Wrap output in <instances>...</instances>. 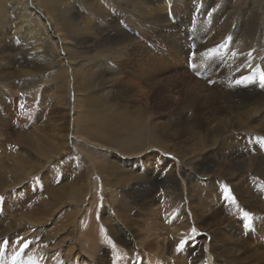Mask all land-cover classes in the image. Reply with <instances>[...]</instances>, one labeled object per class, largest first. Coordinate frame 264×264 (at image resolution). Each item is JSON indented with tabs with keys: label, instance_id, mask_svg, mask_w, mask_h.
Listing matches in <instances>:
<instances>
[{
	"label": "rangeland",
	"instance_id": "obj_1",
	"mask_svg": "<svg viewBox=\"0 0 264 264\" xmlns=\"http://www.w3.org/2000/svg\"><path fill=\"white\" fill-rule=\"evenodd\" d=\"M175 1L176 7L174 9L176 12L174 10H171L170 16H168L170 20L157 21L156 23H153L152 26L149 27V31H152L153 37L155 36V34L161 31L174 32L177 34V36H179L177 40L180 42L179 44H182L183 37L185 41L193 40L192 42L194 45L191 46L192 50L190 52L196 54L198 44H195V40H197L198 43L199 41L203 43L202 40L204 39H202L201 37H195L196 35L193 36L192 32L196 31L197 33L202 32L204 34L205 30L209 31L208 29H206L207 24L217 23L218 19L216 20L213 15L217 14L216 12H220L219 10L223 7L222 4L225 0H183L184 2L182 0ZM0 2H2L4 6L6 5V8L8 9V17H6L5 21H0V28H2L0 30V43L6 47L5 51L4 48L0 51V57L5 60V62L3 61L5 65L4 71L7 72L5 78L0 75V88L4 89L7 93V95H5V98L12 101V106H7L3 105V101L1 102L0 100V104L2 105L1 109H6L8 107L9 111L11 110L10 120L8 121L9 129L11 128L12 131H30L31 137H34L35 133H39V136L43 138L40 140L41 142H43V145H41L43 147H41L39 145L40 142L36 141L35 139H33L34 143L32 142L31 146L20 145L17 142L9 141L15 138L11 136V138L9 139H0V173L3 177H6L7 182L13 181V179H16L18 175L22 177L19 182L14 183V185L0 192V196L4 197V200L0 201V221H3V223L7 221L8 218L4 215L5 212L6 214L8 211L9 214L25 212L27 214H33L37 217H42L40 218L41 221L37 224V229H43L42 232H45L47 234H50V232L54 234L58 233L59 239L56 240V242L62 241V239H64V241L66 239H76V237L79 236V232L77 231L76 226L78 225L77 222L79 220L81 228H85L86 218L83 215L84 209H81L82 211L80 210V212H77L76 215L72 216V207L76 206V202L68 200L69 193H67L66 196L61 200L59 196L63 197V195L59 194L57 187L59 184L64 185L68 181H79L80 188H83L82 185H80V182L82 181L78 177V175H80L79 173L82 172L81 175H83V178L86 180V184L87 182L91 184L94 183L96 185L95 189L99 193H101L99 194L100 197H96L93 201V204L90 205L92 212L98 209L97 216L101 217L104 222H107L109 217L113 216L115 218V222L118 221V223L127 227L128 230L131 229L133 231V234L135 235L136 241L139 242V244L136 245L137 249L138 247H144L145 245L155 241L157 243V240H160L161 238L160 233H162V236H164L165 234H169V240H173L174 236L170 230V224L172 222L171 219L173 218L174 221H176L177 223H180L182 221L181 219H184L182 222H191L193 226L191 231L193 233L196 231L195 236L187 235L185 239L182 240L185 243L182 247H178V251H180V254L181 252L183 253L184 250H187L189 246H194L198 238H203V240L206 241L205 243L214 244L217 247L214 251L216 252V254H220L221 251L219 250V248L223 243H225V241H222V238L224 237L223 235H212L213 233H211L213 229L218 227L217 224V226L215 225V220L218 222L219 218L225 215L227 217L230 216L233 220L240 222L243 221L245 223V213H249L252 216L250 224L252 225L254 224V222H256L254 218L258 214H256L255 211L253 212L252 210H250L249 206L246 203H243L242 200H240L237 196L236 190L233 186V182L236 180V178L232 179L229 176L222 177L221 175H217L215 167L222 166L224 162L229 161L226 157H221L217 155V152H219V147L222 148L224 146H235V148L239 149L240 151L247 152L246 156L248 158L257 154L256 152L258 151L264 153V147L260 148L259 143H257L258 138H262V143L264 145V130L259 131L258 129L253 128L254 126H247L244 130L240 129L238 127V124L233 123L232 127H229L228 130L221 133V136L218 138V141L214 144H212L213 142H211L209 137L203 138V135L198 133L199 130L194 125V117L201 118L206 115V112L209 108L214 109V107L221 106V104L225 103L223 102V100H221V89L216 87L215 82L213 84L207 83V80L205 81V79L201 80L203 77L198 72L197 67H193V61H191L190 64L187 62V65L183 66L179 63L175 65L169 64L170 66L167 67L168 70H162V73L166 75H172L173 72L177 73L178 82L175 83L174 87L170 86V88L173 89L167 94H162L160 91L157 90L151 100L152 107L149 108L151 114L149 112L147 116L143 115L145 114L143 109L141 116H139L140 114L138 115L136 112H134V106H143L144 102H146L147 100L146 94L143 95V93L149 91V87L145 82H141L145 80L143 78V80H141L136 77L132 73V68L128 67L127 65L123 66L121 65V63L117 64L116 60L111 58L112 56L101 59L102 61H105L113 70H118V73L120 74L116 77V80L110 82L111 86L108 85V87L106 88V90H108V94L106 96L110 97L109 101L107 99L104 100L103 98L100 101L92 100L90 101L91 103H89L87 101L88 91L86 92V90H81L80 97L82 106L77 113H82L84 115L82 118L84 119L79 120V123L77 125L82 129L84 128V130L85 126L89 125V132L91 134L93 133L92 135H97V139H95L97 142H101L106 145H111L113 147L116 145L115 147L119 148V151L116 149L111 150L97 146H87V148H83L85 152L93 154L95 158H98L99 160L103 159V161L106 162L105 164L108 166V169H105L104 171L103 176L106 177L104 179L102 178V176H100L99 173H94L93 171V169L97 165V163H95L97 159L92 158L91 161L90 157L88 158L80 150H77V147L79 146L73 143L77 141L78 143H83L82 145L86 144L84 138L78 137L72 133L74 116H77V114L75 113L76 109H74V106L76 104L75 82L74 79L71 81L69 77L68 89L70 91V95H68V89L67 86H65V76L57 77L59 75L58 71H61V69L65 67L62 66L46 70L44 64V71H41V73H39V77L36 80L32 79L33 81L30 82H22L21 77H13V75H10V73L12 74L18 69V65L16 66L15 64L18 63L17 60L19 56H21V50L19 51V47H22L26 54L28 53L33 56L36 55L37 50L33 47V36L29 34L24 27L22 29H16L18 27V23L16 21L18 20L16 19L14 13L11 11L13 8L12 4H10V2L7 0H0ZM28 2L32 9H34L37 13L40 12L39 15L43 23L45 24L50 36L58 40L59 52L58 50L54 49L55 52L59 53L63 59H66L67 51L64 48V44L62 43L60 35L56 33V30L51 26V24H48V18L46 14L43 13V11L39 10V7L37 6L36 2H34L33 0H28ZM240 2V8L242 6L247 7L249 4H251L250 0H241ZM226 3L228 5L231 4L229 8L230 11L235 10L233 8V0H226ZM244 14L246 15V13ZM112 15L119 18L120 25L123 28L124 26H127L125 22L121 23L120 21V19L122 20V14L120 11H116L112 13ZM246 16L251 17L254 22L252 20H247L248 22L246 21L245 28H247L249 34L251 33L250 38L254 40L255 44H258V48L260 49V52H262L264 51V13H254L252 11H249ZM218 18L220 24L222 25H220L219 27V29L222 28L220 29L223 30L221 31L222 33L225 32L224 30L226 27L229 28V31H226V37L223 40L229 39L231 41V38L229 37L232 34L231 32H233L238 25L237 17H235V19L234 16L230 17L227 15L225 18L222 13H220ZM222 18L223 21L221 20ZM232 18H234L235 21ZM199 19L203 20L204 24L201 30L199 29V25H197ZM185 21L189 23L188 26L190 24L194 25L191 26L193 27V30L192 28L189 29L188 26H184L183 23ZM259 23L260 25L258 26ZM184 28L186 29V32L184 31ZM180 33L182 34V36ZM107 34L114 35L115 33L110 31V33H106V35ZM135 36L137 40L142 42L147 40L149 35L144 37L142 34L138 36L136 33ZM148 43L147 45L149 47L153 46L150 42ZM201 43H199L202 46L198 53L200 52L204 55L210 53L211 51L206 45L207 42H204L203 44ZM122 46L125 48L124 45ZM99 47L101 46L96 47V45H92L91 47H87L85 45H82V58H84L87 63H90V57L95 56L98 53ZM116 47H118V45L109 46L112 51H114ZM127 47H129V44H127L126 48ZM86 48H88V50ZM156 50L157 51L155 52L157 53H155V55H157V58H163L164 55H171V52H169L168 47L162 42H158L156 44ZM30 51L31 53H29ZM88 52L90 54H88ZM217 52L215 50L212 51L214 56ZM86 57L88 58L86 59ZM67 65L68 67H66V69L68 70L69 76L70 72H72V66L69 64ZM188 65L189 68H187ZM185 69L188 70L186 71ZM60 78L63 79L61 80ZM209 78L212 79V76H209ZM194 80H199V82L200 80L205 81V85L211 84V86H209L211 87V90L216 93V96H218V100L210 98L209 103H206L205 106H202L201 109L199 108L200 106L197 107L195 105H189L187 99L193 96V94H188L185 88L189 86V84H191V82ZM4 84L8 86H5V88L3 86ZM202 85L204 86V84ZM207 85L206 87L204 86V89L202 88L203 92L200 88L198 89L201 94L208 93L209 91H211L210 88H208L209 86ZM100 91L101 90H98V92ZM114 92H116L117 96L120 95L119 99L121 105L128 107V113L126 119L124 118L125 120L122 118L120 121L114 119L115 122H112L110 125V128L112 129V131H110L111 133H109L110 135H105V133H100V128H103V123L100 120L104 119L103 121H105V114H108L111 109H108L109 111L105 110L103 107L106 106H103L101 104L103 102L105 104H110L111 102H113L111 96H115L113 94ZM186 94H188V96ZM82 99L83 101L84 99L86 101H84L83 103ZM135 99H138L139 102ZM89 111L94 114L98 122L89 120L93 118V116H90L92 114L91 112L89 113ZM220 111V117L226 115V112L224 113L223 110ZM171 113L177 114L179 117L181 116V118H177L174 121L175 123L170 124L171 127H168L167 131H165L163 128L160 127L159 123L165 121L167 119V116ZM186 118L189 122L185 124ZM139 120L140 122L137 123V121ZM179 124H181L183 127L186 125V127L188 126L189 128L184 132L181 131L182 135L181 133L179 135L176 134L175 129H177V126L180 127ZM153 126H156L157 132H159L156 136L154 134L156 131L154 130ZM84 130H82V134L84 133ZM190 137H192V139ZM60 142H65L67 144L68 153H66L65 155L63 154L62 156L58 155V158L53 159L51 163L45 164L43 167H34V164L36 162L43 163L45 161V152H48V154H57L55 152L58 148L57 145H59ZM44 143L55 144L56 146H49L45 144L46 147H44ZM254 146L256 147L255 149ZM175 149H178L179 151L183 152L184 161L182 163H179L181 160V156L180 154L173 151ZM18 152H21V157H13V155H16ZM121 152H123L124 154H122ZM126 152L127 154H125ZM229 152L230 149H226L223 153L228 155ZM4 154H7L5 158L3 157ZM128 157L131 158V160L134 159L138 162L136 164L137 166L135 165L134 167V170H136V172L141 173L144 170L145 166H148L149 168L146 167V169H149V172H151V176L155 179L154 183L157 184L159 187L158 190L156 188L157 186L155 188L153 187L152 193L150 194L151 197L156 196L155 200L157 201V203L151 209L149 208L150 206L147 205L141 208L135 203V198L129 192H124L128 187L132 185L133 175L126 176L125 174H122L118 169V165L119 163H121L119 161H121L122 159H128ZM217 157L223 158L224 162L218 160ZM18 159H20V161ZM118 159L120 160L117 161ZM17 162L19 163L16 167ZM101 169H103V167ZM21 170L25 171L24 174ZM16 171H18L19 173ZM169 172H176L179 178H181V175L184 176L185 173L192 172L194 176H196L198 184H201L199 186V191L197 190V192H195V195L201 196L200 198L205 199L206 197L204 196L207 195V190H209V193H212V196L208 194L209 197L207 199V204L205 203L206 206L208 205L207 208L203 204V206L205 207V211L202 214V218L200 217L199 219L193 220L192 211H190L186 204L183 202H181V204H177V206L173 207V209L169 208L170 206L169 204H167V198L164 194L166 190H164V187L162 186L165 178L167 177V175L170 174ZM239 172L241 178L238 177L236 181H244L245 183L247 182L249 189H252V191H254L253 193L255 194V197H260L263 200L261 202L259 201L260 205H262L261 203H263L264 205V178L260 175L254 174V172L250 170L241 169ZM64 177L65 180L63 182H58ZM77 177L78 179H76ZM204 183H207V185ZM182 184L183 183L180 184L181 187ZM256 186H261L262 189L260 190ZM257 188L259 190H257ZM112 189H114L117 194L112 197V204H108V202H106V197L109 192L111 193ZM225 189L228 190L229 196L231 198L226 197ZM91 190L92 189H90V191ZM105 192L106 194L104 195ZM88 200L89 195L86 196V199L82 203L89 206ZM118 203H122L124 205H122L123 209L117 206ZM186 203H188L187 198ZM85 205L83 206L86 207ZM256 205V203L255 205H252V208H258V206ZM214 212H216V216L214 215ZM261 214L263 215L260 216H262V218L264 219V211ZM198 216L199 214H197V218ZM160 223L162 225H160ZM157 225L158 227L155 228V226ZM207 225H209V230L205 229V226ZM34 228L36 227L29 228L27 224H23L20 229L16 230L15 234L20 233L16 238H27L31 234L38 233V231H35ZM219 228L222 231L228 229L227 226H225L224 224L220 225ZM26 229H29L27 230L28 232L26 234L21 233ZM193 229H195V231H193ZM248 232H250L248 236L246 234L240 236L245 238V242H248L249 244L247 243V245H244L239 244V242L238 245H242V254L234 256L233 258H229L230 260H232L230 262H233V264H241V262H243V264H264V232H261L260 234V230H256L255 228H251L250 230H248ZM67 234L71 238H68V236H66ZM105 238L102 245H100L96 256L105 255L106 261L113 262L112 264H116L115 262L117 259H114L118 256L120 258L121 254L119 252V254H117L116 252H113V250H110L112 248V243H109V238L107 236ZM8 240H11V236H9ZM11 242H8L9 250L11 249L10 246L13 245V243ZM31 244L32 240L28 242L27 247H25L24 245H20L19 243V245H17L19 248L14 247L13 245L12 247L14 248L13 250L11 249L12 251L10 250L8 252V250L6 249L7 252L5 251L4 253H2V257H6L5 259H3V263L27 264L28 262V264H36L38 262V256L36 255V253L30 251L29 248L32 246ZM41 244L44 245V247L49 248L50 242L46 241L45 243ZM128 245L132 246L131 242H129ZM102 246L104 247L101 248ZM78 251H80L84 256L89 257L87 256L88 254H85L84 250L79 248ZM155 251L156 250L151 251L150 256L146 254V251L144 252L145 255L148 256L147 258H145L146 262L151 261L150 258L153 257V255L156 253ZM128 252L129 253L126 252L127 261L129 260L128 262L130 264H138L137 260L139 259V257L136 256V251L131 252L130 250ZM13 253L16 255H14ZM61 256L60 259H58L57 257H53V264H58L57 260H59V264H62L63 260L66 258L65 256ZM158 257L161 258V264H174L177 260L176 258H173L175 256H172V251H169L168 248H165L164 252H162L161 255ZM221 257L225 256L221 255ZM187 258L188 255L183 253L182 259H178L177 261L179 262H177V264H185L186 262H188ZM229 259L227 258L223 260L221 258V260L224 262H228ZM37 264L41 263L38 262Z\"/></svg>",
	"mask_w": 264,
	"mask_h": 264
},
{
	"label": "bare ground",
	"instance_id": "obj_2",
	"mask_svg": "<svg viewBox=\"0 0 264 264\" xmlns=\"http://www.w3.org/2000/svg\"><path fill=\"white\" fill-rule=\"evenodd\" d=\"M7 1H9L10 4H12L13 8L11 11L14 13L16 19L18 20L16 22L18 23L19 28L17 27L16 29L18 30L24 27L26 31H28V33L33 36V40H34L33 47L37 50L36 55L33 56L28 53L26 54L23 48L19 47V51L21 50V56H19L17 60L18 63L16 61L17 64H15L16 66L18 65V69L16 71L13 70L14 72L12 74L10 73V75H13V77L14 76L21 77L22 82L24 81L30 82L33 81L32 79L36 80L39 77V73H41V71H44L43 68L44 64L46 70L58 68L62 66L65 67L62 68L61 71H58L59 75L57 77L65 76L66 79L65 86H67V89L69 85V77L71 81L74 79L75 82L76 104L74 106V109H76L75 113L77 114V116L76 117L74 116L72 133L78 137L84 138L86 142V144L84 145H82L83 143L81 144L78 143L77 141L73 143L79 146V147L76 146L78 148L77 150H80L88 158L90 157L91 161L92 158L97 159L95 162L97 163V165L95 166L96 169L94 168L93 171L94 173H99L100 176H102V178L104 179L106 178L105 176H103L105 169H108V166L105 164L106 162L103 161V159L99 160L98 158H95L93 154H89L88 152H85L83 148H87V146L88 147L97 146L111 150L116 149L118 151L119 148L115 147L116 145L113 147L111 145H106L104 143L97 142L95 140L97 139L96 138L97 135L96 134L92 135L93 133L91 134L89 132V125L85 126V130L84 128L82 129L77 125L79 123V120L84 119L82 118L84 116L82 113H77L82 106L81 97H80L81 90H86V92L88 91L87 101L89 103H91L90 101L92 100L100 101L103 98L104 100L107 99L109 101L110 97L106 96L108 94V90H106V88L108 87V85L111 86L110 82L116 80V77L120 74L118 73V70L116 71L115 68H114L115 70H113L105 61H102L101 60L102 58H108L112 56L111 58L115 59L117 64L121 63V65L123 66L127 65L128 67L132 68L131 69L133 71L132 73L136 77H138L141 80L143 79L145 80L141 82H145L149 87V91L143 93V95L146 94L147 100L146 102H144L143 106L142 105L134 106L135 108L134 112H136L138 115L140 114L139 116H141L143 109L145 112V114L143 115L147 116L149 112L151 114L149 108L152 107L151 100L152 97L157 92V90L160 91L162 94L163 93L167 94L169 91L173 89L170 88V86L174 87L175 83L178 82L177 73L173 72L172 75L171 74L166 75L162 73V70L167 69V67H169L172 64L175 65L179 63L183 66V65H187V62L190 64L191 61H193L192 62L194 64L193 67H197L198 72L203 77L201 80L205 79V81L207 80V83H213V84L215 82L216 87L221 89L222 92V94L220 95L221 100H223V102L225 103V104H221V106L214 107V109L209 108L206 112V115L201 118L194 117L193 119L195 122L194 125L195 127L198 128L199 130L198 133L203 135V138L209 137L211 142H213L212 144H214L215 142L218 141V138L221 136V133L228 130L229 127H232L233 123L238 124V127L244 130L247 126L249 127L254 126L253 128L258 129L259 131L264 130V80L261 79L262 77H264V51H262L263 53L260 52V49L258 48V44L254 43V40L250 38L251 33L249 34L247 28H245L246 21L252 20L251 17L246 16L249 13V11H252L254 13L256 12L264 13V0H250L251 4L247 2L249 5L247 7L242 6L241 8L239 7L241 0H233V8L235 10L232 11L229 10L231 4L228 5L226 3V0L223 1L222 4L223 7L219 10L220 12H216L217 14L213 15V17L216 20L218 19L217 23L207 24L206 29H208L209 31L205 30L204 34L202 32H198V33L196 31L192 32L193 36L196 35L195 37H201L202 39H204V40L201 39L203 43L207 42L206 45L208 46L211 52L207 53L206 55L200 52L198 53V51H200L202 46L199 44L201 43L200 41L198 43L197 40H195V44H198V49L196 51V54H193L190 52L192 50L191 46L194 45L192 42L193 40L185 41L183 37L182 44H179L180 42L177 41L179 36H177V34L174 32L161 31L155 34V36L153 37L152 31H149V27H151L153 23H156L157 21L170 20L168 16H170L171 10L175 11L174 9L176 7L175 0H33L34 2H36L37 6L39 7V10L43 11V13L46 14L48 18V24L49 25L51 24V26L56 30V33L60 35L62 39V43L64 44V48L67 51L66 59H63L59 53L55 52V50H58L59 52L58 40L50 36L45 24L43 23L39 15L40 12L37 13L34 9H32L29 5L28 0H7ZM116 11L121 12L122 20L120 19V21L121 23L125 22V24L127 25L124 26L125 29L120 25L119 18L112 15V13ZM220 13H222V15L225 18L227 15L230 17L234 16V18L237 17L238 25L234 29V31L231 32L232 34L229 37L231 38V41L229 39L223 40L225 39L226 33L229 31L228 30L229 28L226 27L224 30L225 32L223 33L221 32L223 30H220L222 28L219 29L221 25L218 18ZM244 13H246V15ZM6 17H8V9L6 8V5L4 6V4L0 2V21H5ZM221 20L223 21V18ZM252 21L254 22V20ZM183 24L184 26H188L189 23L185 21ZM197 25H199V29L201 30L204 26L203 20L199 19ZM259 25L260 23L258 24V26ZM191 26L194 25L190 24L188 27L189 29L192 28L193 30V27ZM1 29L2 28H0V30ZM110 31L114 32L116 35L115 34H114L115 36L113 34H112L113 36L110 34L106 35V33H110ZM184 31L186 32L185 28ZM136 33L138 36L142 34L144 37L147 35H149L150 37L148 36L147 40L140 42L139 40H137L135 36ZM148 42H150L153 46L149 47L147 45ZM158 42L164 43L168 47L169 52H171V55H164L163 58H157L156 57L157 55H155V53L157 52L155 51H157L156 44ZM127 44H129V47L126 48ZM82 45H85L87 47L88 46L91 47L92 45H96V47L101 46L98 49V53L95 56L90 57L91 60V62L89 61L90 63H87L86 60L82 58L83 56ZM116 45H118V47H116L114 51H112L109 48V46H116ZM122 45H124L125 48ZM3 48L5 51L6 47L0 43V51L3 50ZM86 49L88 50V48ZM213 50H215L216 52L218 51L215 56L212 53ZM29 53H31V51ZM88 54L90 53L88 52ZM87 58L88 57H86V59ZM3 61L5 62V60L2 59V57H0V75H2V77L5 78L7 72L4 71L5 65ZM67 64L72 66V72H70L69 76H68V70L66 69V67H68ZM115 67H116V63H115ZM187 68H189V65ZM185 70L187 71L188 69ZM209 76H212V79L209 78ZM60 79L62 80L63 78ZM201 80L200 82L199 80H194L191 82V84H189V86L185 88L188 94H193V96L187 99L189 105L191 106L195 105L197 107L200 106L199 107L200 109L202 108V106H205L206 103H209L210 98H214L218 100V96H216V93H214L211 90L210 87L211 84L208 85L206 84L207 86L210 85L208 88H210L211 91L202 94L199 92L198 90L199 88L203 92L204 86L206 87L205 81H201ZM202 84H204V86ZM3 86L5 87L8 85L4 84ZM98 90L101 91L98 92ZM69 92L70 91L68 89V95H70ZM113 94L115 95V96H111L113 102H111L110 104L107 103L109 105L105 104L104 102L101 104L103 106H106L103 107L105 110L111 109L110 111L108 110L109 111L108 114L107 113L105 114L106 120L105 121H103L104 119L100 120L103 123L102 124L103 128H100V133L101 132L102 134L105 133V135H110L109 133H111L110 131H112L110 125L112 122L113 123L115 122L114 119H117V121H120L121 118L126 119L128 113V107L121 105L119 99L120 95L117 96L116 92H114ZM188 94L186 95L188 96ZM5 95H7L5 90L0 88L1 102L3 101L2 102L3 105L12 106L11 105L12 101L6 99ZM84 101L86 100L84 99ZM84 101L82 99L83 103ZM136 101H138V99ZM1 107L2 105L0 104V139L1 140L2 138L9 139L11 137H15L9 141L17 142L20 145L31 146L32 142L34 143L33 139H35L36 141L40 142L39 143L40 146L43 145V142L40 141L43 138L39 136V133H35L34 137H31L30 131H24V130L12 131L11 128L9 129L8 121L10 120L11 110L9 111L8 107L6 109H1ZM220 110H223L224 113L226 112L225 113L226 115L220 117L219 116V113H221ZM91 111H89V113ZM90 116H93L92 119L88 118L90 121H97L94 114ZM177 118H181V116L179 117L177 114L174 113L169 114L165 121L159 123L160 127L163 128L165 131H167L168 127H171L170 124L172 123L174 124L175 123L174 121ZM138 122H140V120L137 121V123ZM187 122L189 121L186 118L185 124ZM179 125L180 127L177 126V129H175L176 134L178 135L181 133V131L184 132L185 130L189 129L188 126L186 127V125L184 127L181 124ZM153 128L156 131L154 133L156 136L159 132H157L156 126H153ZM82 130H84L83 134H82ZM190 138L192 139V137ZM262 142H263L262 138H258L257 143H259L260 148L264 147ZM45 144L49 146L51 145L56 146L55 144L44 143V147H46ZM57 146L58 148L55 152L57 154H51V153L48 154V152H45V158H44L45 161L43 163L36 162L34 164V167L35 166L36 168H40L41 166L43 167L45 164L51 163L53 159L58 158V155L62 156L63 154L65 155L66 153H68L67 152L68 146L65 142H60L59 145ZM255 148L256 147L254 146V149ZM226 149H230L228 155L223 153ZM173 151L180 154L181 160L179 163H182L184 161L183 152L179 151L178 149H175ZM218 151H219L217 152L218 156L221 157L224 156L229 161L224 162L223 158L217 157L218 160L224 162L222 166L215 167L217 175H221L222 177L229 176L232 179L236 178L237 180L238 177L241 178L239 171L241 169H244V170H250L254 172V174L260 175L261 177L264 178V153H262L261 151L256 152L257 154L249 158L246 156L247 152L244 151L242 152L239 149L235 148V146H229V147L224 146L222 148L219 147ZM121 153L124 154L123 152ZM125 154H127V152ZM5 156H7V154L3 155L4 158ZM14 156L21 157V152H18L16 155H13V157ZM18 160L20 161V159ZM119 160L120 159H118L117 161ZM119 162L121 163H119L118 169L122 174H125L126 176L133 175L132 185L128 187L126 190L124 189L125 190L124 192L125 193L129 192L135 198L134 200L135 203L139 205L141 208H143L146 205L150 206L149 207L150 209L153 208V206L157 203V201L155 200L156 196L151 197L150 194L152 193L153 187L155 188L157 186L156 187L157 190L159 187L157 184L154 183L155 179L151 176V172H149V169H146V167L148 166H145L144 168V170L147 171L143 170L140 173L134 170L135 165L138 163L136 160L134 159L131 160V158L128 157V159L125 160L122 159ZM18 163L19 162H17L16 167L18 166ZM102 167L103 169H101ZM21 171L24 174L25 171L24 170ZM81 173L82 172L79 173L80 175H78V177L82 181L80 182V185H82L83 188H80L79 181H73V182L68 181L64 185L59 184L57 187L59 194L63 195V197L59 196L61 200L66 196L67 193H69L68 200L76 202V206L72 207L73 209L72 216L76 215L77 212H80L81 209H84L83 215L86 218L85 228L84 229L81 228V224L79 223L80 220L77 222L78 225H76L77 231L79 232L78 233L79 236H77L78 235L77 234L76 235L77 237L74 240H67L66 237L65 241L64 239H62V241L56 242V240L59 239L58 233L54 234L50 232V234H47L45 232H42L43 229L42 230L37 229L38 228L37 224L41 221L40 218L42 217H37L34 216L33 214H27L25 212H21L17 214H9V211L7 210L8 211L7 214L6 212L4 214L8 218L7 221L4 223L3 221H0V264H4L3 259H5L6 257L5 256L2 257V253H4L6 249L9 252L11 249L13 250L14 247H18L17 245H19V243L20 245H25L28 244V242L31 240H32V244H31L32 246L30 245L31 247L29 249L31 252L36 253V255L38 256V262L41 264H47V263L53 264L54 262L53 257L54 258L57 257L58 259H60L61 254L66 258L63 260L65 264H112L113 262L106 261L105 255L96 256L97 251L100 248V245H102V243L104 242V238L106 236L109 238V243H112L111 244L112 248L110 250H113V252H116L117 254L119 253L121 254L120 258L118 256L117 258L114 259V260L117 259L115 262L116 264H130L128 262L129 260L127 261L126 258L127 256L126 252L129 253L128 251L130 250L131 252L136 251L135 252L137 254L136 256L139 257V259L137 260L138 264H161L160 261L161 258H159L158 256H160L161 253L164 252L165 248H168L169 251H172V256H175L173 258H176L177 260L182 259L183 253L188 255L187 258L188 262H186L185 264H230L231 263L230 261L232 260H230L229 258H233L234 256L242 254L241 251L242 245L239 246L238 243L240 242L239 244H244V245H247L248 243L245 242L246 239L241 236H243L244 234L248 236V234L250 233L248 232V230H250L251 228L260 230V234L261 232H264V219L262 218V216H260L263 215L261 213L264 211V205L263 203H261L262 205H260L259 203V201L261 202L263 200L260 197L259 198L255 197V194L253 193L254 191H252V189L251 190L249 189L247 182L245 183L244 181L235 180L233 182V186L234 189L236 190L238 198L242 200L243 203H246L249 206V209L252 210L253 212L255 211L256 214L258 215L256 216L257 219L256 217L254 218L256 222H254V224H252L250 228H245L243 221L240 222L233 220L230 216L227 217L224 215L223 217L219 218L218 222L215 220V225L217 224L218 227L213 229L211 233H213L212 235H218V234L223 235L224 237L222 238V241L223 242L225 241V243H223L222 245L220 244L221 245V247L219 248V250L221 251L220 254H216V252L214 251L217 248L214 244L205 243L206 241L203 240V238L200 239L198 238L194 246L193 245L189 246L187 250H184L183 253L181 252L180 254L179 253L180 251H178V247L181 245L180 242L183 239H185L187 235L195 236L196 231L194 233L191 231L193 228L191 222L189 223L182 222L184 219H181L182 221L180 223H177L176 221H174L173 218L171 219L172 222L170 224V230L174 236L173 240H169L168 238L169 234L168 235L165 234L166 236L165 235L162 236V233H160L162 239L160 238V240H157L159 243L158 242L156 243L155 241L145 245L144 246L145 248L141 246L140 248L138 247L137 249L136 245H138L139 242L136 241L135 235L133 234V231L131 229L128 230L127 227L118 223V221L115 222L114 220L115 218L113 216H110L107 222H104V220L101 219V217L97 216L98 209L92 212L90 205L93 204V201L95 200L96 197L98 196L100 197L99 194L101 193H99L95 189L96 185L94 183L91 184L87 182L86 184V180L83 178V175H81ZM169 173L170 174L167 175L163 183L165 186L162 184L164 190H166L164 194L167 198V204H169L170 206L169 208L173 209V207H176L177 204H181V202H183L186 204L188 209L192 211L193 220L199 219L200 217L202 218V214L205 211L204 209L205 207L203 206V204L204 205L205 203L207 204V199L209 195L212 196V193L211 192L209 193V190H207V195L204 196L206 197L205 199L200 198L201 196L195 195V192H197V190L199 191L200 189L199 186L201 184H198V180L192 172L185 173L184 176L181 175V178L178 177L176 172H169ZM78 177L76 179H78ZM21 178L22 177L18 175L16 179H13V181L7 182L6 177H3L2 174L0 173V192L14 185V183L19 182ZM64 180L65 177L59 180L58 182L61 183ZM181 183H183L182 187L180 185ZM204 184L207 185V183ZM256 187H258L260 190L262 189L261 186H256ZM258 188L257 190H259ZM90 189L92 190L90 191ZM201 191H202V187H201ZM105 194L106 192L104 193V195ZM109 194L107 195V197L105 196L107 198L106 202H108V204H112L111 201L112 197L117 193L114 189H112L111 193L109 192ZM87 195H89V200H88L89 206L82 203L86 199ZM186 198L188 203H186ZM255 203L257 204L256 206H258V208L253 209L252 205H255ZM83 205H85L86 207H84ZM122 205H123L122 203H118L117 206L122 208ZM197 214H199L198 218H197ZM215 214L216 212H214V215ZM23 224H27L29 228L36 227L34 229L35 231H38V233L31 234L27 238L26 237L16 238L20 234V233L15 234L16 230L20 229L23 226ZM222 224L227 226L228 229L222 231L219 228L220 225ZM160 225L162 224L160 223ZM156 227H158V225L155 226V228ZM205 229L209 230V225L205 226ZM27 230L29 229H26L21 233L26 234L28 232ZM9 236H11V240H8ZM66 236H68V238H71L68 234ZM46 241L50 242L49 248L44 247V245L41 244V243H45ZM8 242L13 243L14 245V247H12L13 245L10 246L11 248L10 250L8 248L9 246ZM129 242H131L132 246L128 245ZM103 247L104 246H102L101 248ZM79 248L84 250L85 254L86 255L88 254L87 256L89 257L84 256L80 251H78ZM144 250L146 251V254H148V256H150L151 251L156 250L155 251L156 253L153 255V257L151 258L149 257L151 260L150 262L148 261L149 263L146 262L145 260V258H147L148 256L145 255ZM221 255L225 256L226 258L221 257ZM221 258L223 260L228 258L229 260L228 262H224L221 260ZM177 260L175 261L174 264H177V262H179ZM57 261H58L57 263L59 264V260ZM63 262L62 264H64ZM231 264H233V262ZM241 264H243V262H241Z\"/></svg>",
	"mask_w": 264,
	"mask_h": 264
},
{
	"label": "snow or ice",
	"instance_id": "obj_3",
	"mask_svg": "<svg viewBox=\"0 0 264 264\" xmlns=\"http://www.w3.org/2000/svg\"><path fill=\"white\" fill-rule=\"evenodd\" d=\"M261 79L264 80V77H262ZM225 195H226V197L231 198L229 196V193H228V190L227 189H225ZM3 200H4V197L3 196H0V201H3ZM245 217H246V221L244 223V227L245 228H250L251 227V224H250L251 215L249 213H245ZM193 231H195V229H193ZM184 243H185L184 241H181V245L179 247H182ZM24 246L27 247V244H25Z\"/></svg>",
	"mask_w": 264,
	"mask_h": 264
}]
</instances>
